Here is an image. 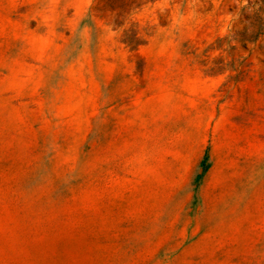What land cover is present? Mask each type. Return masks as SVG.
Segmentation results:
<instances>
[{
	"label": "rangeland",
	"instance_id": "374dc122",
	"mask_svg": "<svg viewBox=\"0 0 264 264\" xmlns=\"http://www.w3.org/2000/svg\"><path fill=\"white\" fill-rule=\"evenodd\" d=\"M0 264H264V0H0Z\"/></svg>",
	"mask_w": 264,
	"mask_h": 264
}]
</instances>
